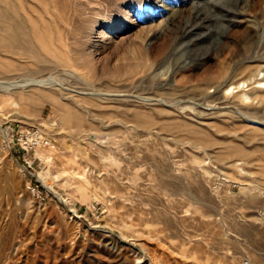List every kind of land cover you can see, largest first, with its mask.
<instances>
[{
	"label": "rangeland",
	"instance_id": "374dc122",
	"mask_svg": "<svg viewBox=\"0 0 264 264\" xmlns=\"http://www.w3.org/2000/svg\"><path fill=\"white\" fill-rule=\"evenodd\" d=\"M18 3L58 55L44 51L43 70L0 71V82H42L0 87V226L18 224L14 246L0 241V264H264V102L243 97L264 79V0ZM226 78L237 87L224 95ZM30 89L54 101L26 103ZM64 106L111 125L101 148L65 123ZM173 120L185 130L161 128ZM146 138L204 185L209 206L158 184L135 157ZM108 139L136 181L86 166L110 152Z\"/></svg>",
	"mask_w": 264,
	"mask_h": 264
},
{
	"label": "bare ground",
	"instance_id": "6f19581e",
	"mask_svg": "<svg viewBox=\"0 0 264 264\" xmlns=\"http://www.w3.org/2000/svg\"><path fill=\"white\" fill-rule=\"evenodd\" d=\"M21 9H22V5L18 3V0H0V62L2 64V69L0 68V71L1 70L13 71L16 69H27L29 67L28 65L30 64L35 65V66L37 65L38 66L37 68L39 70H43L46 67V62H45L46 58L43 52L44 51L48 52L52 56L58 55L57 47H54L53 45H51L50 42L49 43L45 42L46 40L43 39L45 35L44 32L41 29H39L36 24L30 23L31 21L28 19V16L25 14L23 15ZM42 29L44 30V28ZM33 35H36L37 39ZM58 49H61V48H58ZM262 58H264V56L256 57V59L258 60ZM3 59H6V60H3ZM12 59L25 61L26 64L21 63L18 65ZM58 59L59 58H57V60ZM66 61H64V63ZM260 71L261 69L259 70V72ZM232 78H228V79L226 78L227 80L223 82L221 86H219L225 89L223 93L224 95L227 94L228 90H231L232 88L237 87V86H234L235 83L233 82ZM263 81L264 79L256 78L254 82L255 84L257 83V86L259 85V87H256V88L252 87L248 90L243 89V97L245 98L244 100H247V102H251V103H253L252 102L253 100H257L258 103L264 102V87L262 86ZM26 84H28V86L34 87L36 85L42 84V82L37 79L36 80H23V82L21 81L20 82H14V81L4 82L3 81V82H0V87H4L6 91H9L10 89L25 88ZM239 84H242V83H239ZM239 87L241 86L239 85ZM243 87H244V84H243ZM26 91H28L27 92L28 94L26 96H23L26 103H28L27 101H30L31 104L36 105L37 101L47 100L49 98L52 99L51 96L50 97L47 96L48 94L47 95L42 94L40 95V97L37 98L36 95H35L36 97H34V94H35L33 92L34 90L32 91L30 89ZM201 91L203 92V90ZM49 95H52V94H49ZM252 96L254 98H251ZM26 103L24 102L22 103V105L24 104L23 106H25ZM29 107H31V105ZM59 108H62V107H59ZM31 110L32 112H34V109L31 108ZM61 110H63L64 112V114L63 113L62 114L65 116L66 124L73 127V130L75 129V131H78V133L83 135V137L87 140L94 133L96 136V141L93 143V145H95L98 149L101 148L102 145L100 146V144L98 145V143L102 142L104 139H107V135L109 133L106 132L105 130L111 127L109 123H105L106 120L104 121L103 119H99V122L95 125L92 123V121H89L88 119H86L87 117L86 118L83 117V115L79 113L78 111H77L78 114H76L72 110V108H70V106L68 107L64 106V108H62ZM121 111H122V113L120 112L121 116L123 118H127L131 120L133 123L134 122L135 123H146L147 125L154 123V121L150 120L149 118L146 119L145 116L143 117L141 114H138V112L130 113L128 109L121 110ZM152 119L154 120V118ZM185 126H186L185 122H182V121L176 122V120H173V121H168L162 124L161 128L164 130H168V131H172L176 129L185 130ZM0 130L3 134L6 133L2 130V128H0ZM178 131H181V130H178ZM191 133L198 135V137L201 135V131H199V129L196 130L194 133L193 131ZM3 136L6 137L7 133ZM150 140H151L150 138H146L144 139L142 143H140L141 144L140 148L135 153V157L142 164H148L156 169V171L158 172V184L161 187H163L165 190L171 191L173 195H182V196L187 195L192 198L198 197L199 198L197 199L198 203L204 206L205 205L209 206L210 202L212 201V196L210 192L206 190L204 185L200 181H198L195 177L192 178L189 175L183 176L185 172H182L180 174L183 168L178 165L174 167V163L170 162L171 160L168 159L169 157L167 158L166 155L164 154L162 155V151H164L165 148L162 151L159 150L160 152L157 151L158 148L154 147L152 141ZM162 143L164 144V142ZM105 147L110 150L109 153L102 152L97 157L85 156L84 159L86 162V166L90 167V169H96V171L101 174L103 173V171H106L107 176H112L120 184L122 183L123 178H126L127 182L136 181L137 180L136 175H133L131 173L129 175H126L127 173L124 172L125 170L123 169V167L118 165V164L121 165V163H119L121 158L115 156L114 150L111 149L112 147H111L110 139L106 141ZM156 152L159 153V156L161 155L160 158L158 157L159 159H157V157L155 156ZM163 153L166 154L167 152H163ZM197 163L200 164L201 162H196V161L194 162V164H197ZM62 164L65 165V168H66L65 170H71L72 167H69L67 163H62ZM175 168L179 174H175V175L172 174V171L175 170ZM104 180H105V177L103 178V181ZM128 180H131V181H128ZM210 207H211L210 215H213L215 208H212L211 205ZM167 219L168 220L170 219V221H172L170 217ZM4 222L5 224H3V227L0 226V241H3L5 244L13 245L16 240V236H17L16 229L18 228L16 218L14 216H10V218ZM251 264H254V263H251Z\"/></svg>",
	"mask_w": 264,
	"mask_h": 264
},
{
	"label": "built area",
	"instance_id": "2783aa9c",
	"mask_svg": "<svg viewBox=\"0 0 264 264\" xmlns=\"http://www.w3.org/2000/svg\"><path fill=\"white\" fill-rule=\"evenodd\" d=\"M2 149L5 152L6 151L12 152V148L10 146V143L9 142H6V141L2 142Z\"/></svg>",
	"mask_w": 264,
	"mask_h": 264
}]
</instances>
